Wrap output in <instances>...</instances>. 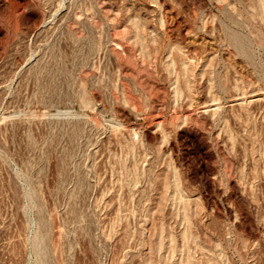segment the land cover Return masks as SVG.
I'll list each match as a JSON object with an SVG mask.
<instances>
[{"label":"rangeland","instance_id":"374dc122","mask_svg":"<svg viewBox=\"0 0 264 264\" xmlns=\"http://www.w3.org/2000/svg\"><path fill=\"white\" fill-rule=\"evenodd\" d=\"M0 264H264V0H0Z\"/></svg>","mask_w":264,"mask_h":264}]
</instances>
